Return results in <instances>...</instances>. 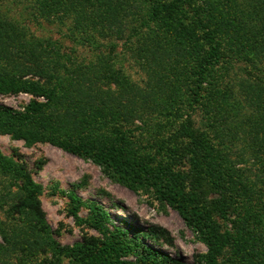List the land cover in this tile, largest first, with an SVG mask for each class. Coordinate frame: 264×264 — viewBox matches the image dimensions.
I'll return each instance as SVG.
<instances>
[{
  "label": "trees",
  "instance_id": "trees-1",
  "mask_svg": "<svg viewBox=\"0 0 264 264\" xmlns=\"http://www.w3.org/2000/svg\"><path fill=\"white\" fill-rule=\"evenodd\" d=\"M32 1L30 14L34 16L73 18L78 28L125 40L131 58L144 70L146 82L142 89L122 87L108 67L100 73L66 71L56 50L27 36L0 7V93L24 92L46 99V103L31 102L23 112L0 105V132L10 133L28 146L48 141L91 161L107 178L126 189L169 206L206 243L211 255L208 263L216 264L215 257L233 238L247 250L246 264L253 255L255 264H264L263 251L249 248L246 230L236 229L234 235L218 232L213 213L223 217L228 214L231 205L226 194L238 190L240 183L221 163L226 156L210 145L207 132L196 127L187 112V119L175 125L171 136L154 143L166 154L172 153L171 165L154 163V157L143 156L130 139V130L121 123H108L109 118L118 115L145 125V120L157 111L169 122L181 117L184 104L192 113L200 109L207 122L205 127L223 128L226 142L243 146L249 159L263 167L264 68L256 67L255 72L246 71L245 77L231 81L232 65L226 59L240 55L264 64V0ZM63 74L68 78L56 86ZM93 78L114 82L120 89H102ZM105 112H110L108 119L103 116ZM30 114H37L40 127L30 124ZM176 165L186 167L171 170ZM0 171L23 178L26 193L18 206L43 223L44 213L36 198L40 186L31 180L25 167L0 153ZM260 172L264 177V167ZM207 191L218 197L208 201ZM71 201L76 209L87 208L93 227L102 230L109 224L114 230L105 251L98 256L87 255V263L81 264H120L118 257L127 254L135 255L139 264H180L142 243L137 234L127 237L99 205L84 204L73 194ZM141 234L147 238V232ZM256 240L261 248L263 241ZM80 248L74 250L80 254Z\"/></svg>",
  "mask_w": 264,
  "mask_h": 264
},
{
  "label": "rangeland",
  "instance_id": "rangeland-1",
  "mask_svg": "<svg viewBox=\"0 0 264 264\" xmlns=\"http://www.w3.org/2000/svg\"><path fill=\"white\" fill-rule=\"evenodd\" d=\"M0 7L4 16L22 27L27 36H33L38 42L56 50L63 59L66 71L100 73L108 67L117 75L120 86L144 88L146 75L131 58L125 40L101 37L80 26L78 28L73 18L63 20L34 16L30 14L31 7H34L32 0H0ZM131 41H134V37H131ZM226 60L232 65L229 71L231 81L245 77L246 71L255 72L256 67L264 68V64L245 60L240 55L236 58L229 56ZM67 75H61V81L57 80L55 85L62 84ZM93 82L112 92L120 89V86L114 82L107 83L105 79L98 81L93 78ZM33 101L46 103L45 98L29 93H0V105L14 111L23 112ZM181 107V117L176 120L171 118L169 122L157 111L152 118L145 120V125L137 120L127 121L128 117L118 115L109 118L108 123L110 126L121 123L124 129L130 130L133 138L131 134L128 135L143 156L154 157V163L161 161L171 165L173 161L169 156L172 153L166 154L154 143L171 136L176 131L175 125L187 119V112L195 126L207 132L210 145L216 146L221 155L226 156L227 159L221 160V163L228 168L226 172L229 176L237 178L240 183L238 190L226 194L225 198L231 205L228 214L223 217L213 213L218 232L228 231L234 235L236 229L246 230L249 248L264 253V177L260 172L264 166L250 160L243 146H232L226 142L223 128L205 127L207 122L200 109L192 113L184 104ZM105 113L103 116L108 119L110 112ZM29 118H32L30 124L40 127L37 114H30ZM102 130L106 131V128ZM99 132L102 133L101 129ZM51 135L59 137L56 132H51ZM0 153L25 167L31 180L40 186L36 198L44 213V221L39 223L26 209L18 206L26 193L23 178L0 171V264H81L87 263V255L103 253L114 232L112 225L108 224L102 230L93 227L87 208L81 206L76 209L71 194L84 204L99 205L106 211L111 223L125 232L127 237L137 234L142 238V243L158 250L169 260L180 264H210L208 246L185 225L176 211L110 180L91 161L73 156L48 141L28 146L23 140L13 139L10 133L5 132H0ZM185 167L176 165L170 168L178 171ZM206 197L210 201L218 196L207 191ZM143 231L148 233L147 238L142 236ZM256 239L263 241L261 248ZM77 246H81L78 249L80 254L74 250ZM246 257L247 250L240 248L232 238L215 257V262L246 264ZM255 257L248 258L250 264H255ZM117 261L120 264H139L133 254L121 255Z\"/></svg>",
  "mask_w": 264,
  "mask_h": 264
}]
</instances>
